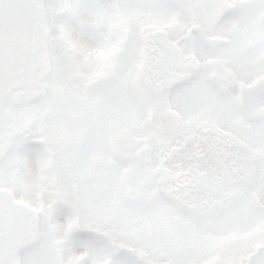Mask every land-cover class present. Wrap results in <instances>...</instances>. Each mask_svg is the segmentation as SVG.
<instances>
[{"label":"snow or ice","instance_id":"1","mask_svg":"<svg viewBox=\"0 0 264 264\" xmlns=\"http://www.w3.org/2000/svg\"><path fill=\"white\" fill-rule=\"evenodd\" d=\"M0 264H264V0H0Z\"/></svg>","mask_w":264,"mask_h":264}]
</instances>
